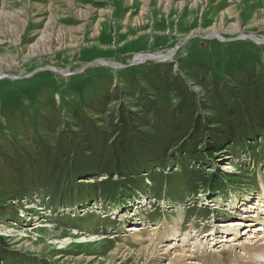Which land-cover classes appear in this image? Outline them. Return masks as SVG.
<instances>
[{
  "label": "rangeland",
  "instance_id": "374dc122",
  "mask_svg": "<svg viewBox=\"0 0 264 264\" xmlns=\"http://www.w3.org/2000/svg\"><path fill=\"white\" fill-rule=\"evenodd\" d=\"M45 31L50 37L42 40ZM215 31L226 42L212 38ZM190 35L203 38L185 41ZM243 35L264 39V0H0V70L16 78L50 67L66 71L63 76L46 71L0 82V238L5 250L26 259L20 264H169L172 256L149 261L136 253L156 245L187 255L200 245L191 260L196 264H264L253 251L246 255L241 250L257 233V228L248 233L249 220L264 221V148L255 150L256 158L251 151L219 155L209 165L212 170L201 169L196 177L221 176L223 181L212 186L219 193L201 191L194 177L177 168L161 178L158 207L141 197L157 190L148 179L141 181L148 187L144 193L125 194V208L102 211L99 204L89 203L76 216V207H62L60 200L37 192L35 179L22 181L30 193L21 195L5 159L34 156L37 143L58 147L62 133L73 147L80 144L84 134L70 116L75 107L92 120L96 133L106 131V115L91 112L92 104L114 88L128 91L122 78L151 64L130 67L138 55L156 56L180 46L169 63L175 70L181 64V73L188 65L203 67L216 79L252 66L264 75V47L232 46L244 40L255 44L240 39ZM102 60L117 70L96 63ZM122 102L132 108L128 100ZM156 103L159 110L177 104L168 96ZM118 104L112 103L107 114L116 112ZM147 133L146 138L155 137ZM46 149L39 153L48 154ZM31 163L39 165L35 157ZM235 223L239 226L233 227ZM210 230L218 236L207 237ZM168 234L175 240L163 243Z\"/></svg>",
  "mask_w": 264,
  "mask_h": 264
},
{
  "label": "trees",
  "instance_id": "16d2710c",
  "mask_svg": "<svg viewBox=\"0 0 264 264\" xmlns=\"http://www.w3.org/2000/svg\"><path fill=\"white\" fill-rule=\"evenodd\" d=\"M238 44L232 46L241 49L247 44L256 46V50L264 47L247 41ZM178 68L175 70L174 63L151 62L143 72L122 78L128 91L117 87L113 93L98 97L88 111L106 115V131L96 133L92 120L82 108L75 107L70 116L84 134L80 144L73 147L72 140L62 133L58 147L46 149L37 143L38 153L34 156L20 154L13 162L5 158L19 193H30L22 182L29 177L36 180L37 192L60 200L62 207L97 203L100 208L114 209L123 205L127 192L133 196L148 189L142 180L151 179L152 188L157 190L149 196L159 200L161 178L172 176L170 171L177 168L194 177V184L203 187L201 191L218 193L220 190L212 186L223 181L220 175L196 176L219 155L251 151L256 158L255 150L264 148V75L246 66L214 79L207 68L188 65L184 73L180 72L181 64ZM190 82L201 89V94L190 88ZM166 96L177 104L171 110H159L156 99ZM123 100H128L132 108ZM112 103H119L118 110L107 114ZM147 132L155 137L146 138ZM44 149L50 152L39 153ZM34 157L39 165L31 163ZM99 178L105 181H97ZM6 216L1 214L3 219ZM23 261L26 259L5 250L0 238V264Z\"/></svg>",
  "mask_w": 264,
  "mask_h": 264
},
{
  "label": "bare ground",
  "instance_id": "6f19581e",
  "mask_svg": "<svg viewBox=\"0 0 264 264\" xmlns=\"http://www.w3.org/2000/svg\"><path fill=\"white\" fill-rule=\"evenodd\" d=\"M48 26H49V31H51V29L53 28V23H49L48 24ZM13 33H15V32H13ZM219 31H215V32H213L211 35H213L212 37H216V38H218L219 40H221V41H223L224 40V38H222L220 35H219ZM62 33H60L59 35H61ZM59 35H57V36H59ZM94 35V34H93ZM41 39L42 40H44L45 38H47V39H49V32H47V31H45V32H43L42 34H41ZM246 38V35H243V36H241L240 37V39H245ZM239 40V39H238ZM263 40V39H262ZM142 55H138V56H136V58L135 59H143V58H149V57H151L150 55L149 56H147V55H145V57H141ZM165 57H167V58H170L171 57V54H170V56H169V53L167 54V55H165ZM110 65H112V66H115L114 64H112V63H110ZM50 69H52L53 71H58V70H56L55 68H52V67H50ZM62 73H66V71H62ZM3 76H8V77H11L12 78V76H10V75H6V74H4L3 73V69L2 70H0V78H2ZM236 222H238V221H236ZM225 224V223H224ZM228 224V223H227ZM256 224H258V225H256ZM235 225H238L239 226V223H235V224H232V226L233 227H235ZM247 225V224H246ZM264 221H260V220H258V219H253V220H249V224H248V226H246V227H248V233H249V231H251L252 229H254V228H257L256 229V232L257 233H253V235H252V233H251V236L249 237L250 239L248 240L247 239V242H246V244H243V245H241L242 247H241V250L243 251V252H245V254L247 255V251H249V250H251V251H253V253H252V255H253V257H258L259 259H261V261H264V235H262V234H259V232H262L263 230H264ZM262 227V228H261ZM229 228V227H228ZM231 228V227H230ZM233 229V228H232ZM132 231V230H131ZM134 231V230H133ZM254 231V230H253ZM235 232V231H234ZM46 234V236H51V234H53V235H55V237H56V235L57 236H61L62 234H60V233H58V234H56V233H54V232H47V233H45ZM218 233H214V231L212 232V234H207L208 236L207 237H209L210 235H213L214 237L217 235ZM150 236V235H149ZM149 236H147V237H149ZM218 236V235H217ZM262 236V237H261ZM154 237V236H153ZM167 239H166V241H164L163 243H168V241H171L172 239H174V234H168L167 235ZM158 239V238H157ZM148 240V239H147ZM161 240V239H160ZM175 240V239H174ZM173 240V241H174ZM244 240V239H243ZM156 241V240H155ZM158 242V241H157ZM70 243V242H69ZM152 243V242H151ZM161 243V242H160ZM160 243H159V245H160ZM149 246V245H148ZM200 247V245H197L196 246V249H194L193 251H191V253L189 252L187 255H186V252H184L183 250H175V251H171V250H174V249H171V248H165L164 250L163 249H159L156 245L155 246H151L150 245V247H148V248H146V249H143V250H141V251H139L138 253H136V254H138L142 259H144V260H149V261H157L159 258H165V257H168V256H172V258H171V260H170V262H169V264H183V263H185V264H196L194 261H191V260H193L195 257H194V253L193 252H196L197 251V249ZM176 249V248H175ZM114 250L116 251V250H119L120 252H121V250H120V248L119 247H115L114 248ZM239 250V249H238ZM114 251V252H115ZM172 252V253H171ZM239 252V251H238ZM242 252V253H243ZM240 253V252H239ZM113 254V253H112ZM241 254V253H240ZM239 257V259H240V257L241 258H245L246 259V257H242V256H238ZM248 259V258H247ZM250 260V259H249ZM190 261V262H189ZM145 263V262H144ZM249 263V262H248ZM247 263V264H248ZM155 264V263H154Z\"/></svg>",
  "mask_w": 264,
  "mask_h": 264
},
{
  "label": "water",
  "instance_id": "95a60500",
  "mask_svg": "<svg viewBox=\"0 0 264 264\" xmlns=\"http://www.w3.org/2000/svg\"><path fill=\"white\" fill-rule=\"evenodd\" d=\"M190 38H199V39H201L203 37L200 38V37H197V36H194V35H190L185 41L189 40ZM212 38H214V37H212ZM245 39H248V40L254 42L255 44H264V39L262 40L261 38H258V37L256 38L254 36H246ZM217 40H219V39H217ZM221 42H226V41L223 40ZM179 48H180V46H175L172 51L166 52L164 54H159V55H156V56L155 55H150L151 57H149V58H146L145 57L143 59H137V62L136 63L135 62H132L131 65H129V66L131 67L133 65H142V64H145V62H154V63L171 62L170 59H172V57L175 54V51L178 50ZM168 53H169V56L171 54V57L170 58L165 57V55H167ZM147 56H149V55H147ZM134 61H136V60H134ZM96 63H104V66L105 67H108V68H110L112 70H117V68H118V67L116 68L115 66L110 65L109 62H106L104 60H102V61H96ZM46 71L52 72V73H54V74H56L58 76L63 75L62 74V71H60V72L57 71L56 72V71H53L50 68H46V69H43V70L34 71V72H32L31 75H28V76H25V77H18V78L12 77L11 78V77H8V76H3L2 78H0V82H2L3 80H10V81L15 82V81H18V80H21V79H28V78H31L33 74H36V73H39V72H46Z\"/></svg>",
  "mask_w": 264,
  "mask_h": 264
}]
</instances>
